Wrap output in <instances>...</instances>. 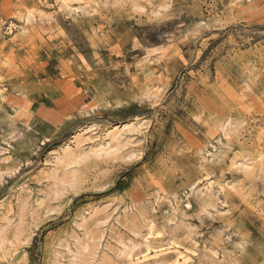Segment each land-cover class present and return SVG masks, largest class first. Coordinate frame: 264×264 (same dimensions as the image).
Returning a JSON list of instances; mask_svg holds the SVG:
<instances>
[{"label": "rangeland", "instance_id": "rangeland-1", "mask_svg": "<svg viewBox=\"0 0 264 264\" xmlns=\"http://www.w3.org/2000/svg\"><path fill=\"white\" fill-rule=\"evenodd\" d=\"M0 264H264V0H0Z\"/></svg>", "mask_w": 264, "mask_h": 264}, {"label": "bare ground", "instance_id": "bare-ground-1", "mask_svg": "<svg viewBox=\"0 0 264 264\" xmlns=\"http://www.w3.org/2000/svg\"><path fill=\"white\" fill-rule=\"evenodd\" d=\"M64 1H67V2H69L70 4L72 3V2H74V1H76V0H64ZM77 11V10H76ZM75 12V11H74ZM27 16V15H26ZM25 16V20H28L29 19V17L27 16L26 17ZM117 134H114V135H111L110 134V132H107V139H103V142L102 143H104V142H108L107 140H108V138L109 139H112V138H114L115 136H116ZM73 143H75V144H78V143H80V141H78V140H75ZM82 143V142H81ZM68 148V147H67ZM70 148V147H69ZM68 148V149H69ZM67 152V151H66ZM65 152V153H66ZM54 158V157H53ZM153 226L151 225L150 226V228H149V231H148V233H147V235L144 237V242H143V245H144V247H145V252H148V251H150V250H152V249H154V247L153 246H151V244H150V237L149 236H151V235H154V230H153ZM144 250V249H143ZM130 252V251H129ZM139 254V253H138ZM188 257V253L186 252V251H182V250H177L176 251V259H177V261H179V260H181V259H186ZM139 257H137V259H138ZM191 262V261H190Z\"/></svg>", "mask_w": 264, "mask_h": 264}]
</instances>
